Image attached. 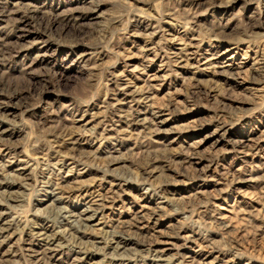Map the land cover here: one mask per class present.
Instances as JSON below:
<instances>
[{"label":"rangeland","instance_id":"rangeland-1","mask_svg":"<svg viewBox=\"0 0 264 264\" xmlns=\"http://www.w3.org/2000/svg\"><path fill=\"white\" fill-rule=\"evenodd\" d=\"M0 264H264V0H0Z\"/></svg>","mask_w":264,"mask_h":264},{"label":"bare ground","instance_id":"bare-ground-1","mask_svg":"<svg viewBox=\"0 0 264 264\" xmlns=\"http://www.w3.org/2000/svg\"><path fill=\"white\" fill-rule=\"evenodd\" d=\"M206 59V58H205ZM203 63V62H202ZM215 66V65H214Z\"/></svg>","mask_w":264,"mask_h":264}]
</instances>
